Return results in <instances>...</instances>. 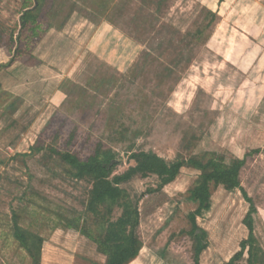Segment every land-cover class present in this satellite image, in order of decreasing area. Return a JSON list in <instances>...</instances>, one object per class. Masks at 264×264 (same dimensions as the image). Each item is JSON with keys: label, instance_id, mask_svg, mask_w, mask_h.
I'll use <instances>...</instances> for the list:
<instances>
[{"label": "rangeland", "instance_id": "374dc122", "mask_svg": "<svg viewBox=\"0 0 264 264\" xmlns=\"http://www.w3.org/2000/svg\"><path fill=\"white\" fill-rule=\"evenodd\" d=\"M32 3L0 0V264H32L13 236L14 214L43 239L41 264H105L69 227L87 218L91 185L51 152L86 160L98 148L123 160L116 174L134 152L204 162L250 154L241 186L256 208L252 262L264 264V0H47L44 34L15 55L10 37ZM33 146L43 150L25 157ZM199 175L183 168L150 195L154 176L123 185L141 216L143 246L130 264H194L188 196ZM248 211L240 190L212 189L197 219L208 245L200 264L240 251ZM247 252L237 264H248Z\"/></svg>", "mask_w": 264, "mask_h": 264}, {"label": "trees", "instance_id": "16d2710c", "mask_svg": "<svg viewBox=\"0 0 264 264\" xmlns=\"http://www.w3.org/2000/svg\"><path fill=\"white\" fill-rule=\"evenodd\" d=\"M32 1V7L26 6L21 13L19 31L10 37L11 50L15 55L20 52L19 48L24 39L33 44L35 39L40 38L45 32L41 29L40 32L37 30L40 26L38 17L47 0ZM24 33L25 37H22ZM42 150V147L33 146L24 155L31 157ZM51 152L70 168L69 173L73 179L87 181L91 185L86 203V214L87 218H93V225L96 228L88 225L87 218L84 219L83 224H81L82 219H76L69 224V227L82 233L97 245L98 251L106 257L105 264H130L139 256L143 246L137 234L141 220L139 202L133 201L123 185L136 177L154 176L157 178V187L148 190L147 195L154 194L175 182L182 169L187 167L200 172L188 196L189 201L195 205V209L187 214L191 227L188 234L194 240L193 263L200 264V257L208 247L207 233L198 226L197 219L203 212L211 209L212 189L223 187L227 191L240 190L249 205V211L243 220L248 230V237L241 243L240 251L226 264H237L243 260L247 248V263L253 264L251 248L254 241L256 208L252 198L242 188L240 178L250 154L229 162L223 156H215L204 162L196 158L168 161L152 151L134 152L129 156V160L134 164L126 171L116 174V169L120 164L116 162L117 155L112 150L103 151L98 148L86 160L70 152H60L54 149ZM258 152L259 150L254 151V153ZM115 209H119L121 214L113 220ZM12 221L15 240L28 253L32 264H41L43 239L22 228L16 214L13 215Z\"/></svg>", "mask_w": 264, "mask_h": 264}, {"label": "water", "instance_id": "95a60500", "mask_svg": "<svg viewBox=\"0 0 264 264\" xmlns=\"http://www.w3.org/2000/svg\"><path fill=\"white\" fill-rule=\"evenodd\" d=\"M121 161H123V160H117L116 162H121Z\"/></svg>", "mask_w": 264, "mask_h": 264}]
</instances>
